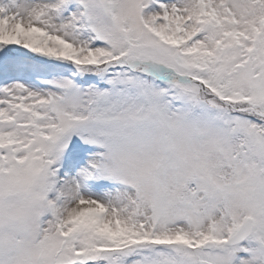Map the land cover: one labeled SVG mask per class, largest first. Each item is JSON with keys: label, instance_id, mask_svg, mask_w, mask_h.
<instances>
[{"label": "snow or ice", "instance_id": "snow-or-ice-1", "mask_svg": "<svg viewBox=\"0 0 264 264\" xmlns=\"http://www.w3.org/2000/svg\"><path fill=\"white\" fill-rule=\"evenodd\" d=\"M0 264H264V0H0Z\"/></svg>", "mask_w": 264, "mask_h": 264}]
</instances>
